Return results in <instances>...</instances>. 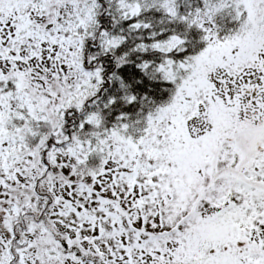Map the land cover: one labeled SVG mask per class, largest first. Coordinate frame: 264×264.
I'll return each mask as SVG.
<instances>
[{
	"label": "snow or ice",
	"instance_id": "snow-or-ice-1",
	"mask_svg": "<svg viewBox=\"0 0 264 264\" xmlns=\"http://www.w3.org/2000/svg\"><path fill=\"white\" fill-rule=\"evenodd\" d=\"M0 264H264V0H0Z\"/></svg>",
	"mask_w": 264,
	"mask_h": 264
}]
</instances>
